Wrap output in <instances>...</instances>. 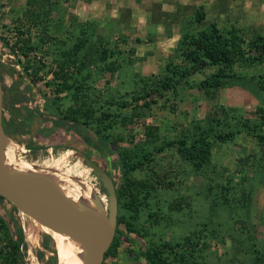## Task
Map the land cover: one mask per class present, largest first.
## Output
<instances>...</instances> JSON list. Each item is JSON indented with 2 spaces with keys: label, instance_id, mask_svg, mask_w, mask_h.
Listing matches in <instances>:
<instances>
[{
  "label": "rangeland",
  "instance_id": "obj_1",
  "mask_svg": "<svg viewBox=\"0 0 264 264\" xmlns=\"http://www.w3.org/2000/svg\"><path fill=\"white\" fill-rule=\"evenodd\" d=\"M30 1L34 2L0 0L5 115L10 120L7 106L13 96L21 94L27 99L14 103L19 117H32L24 134L9 136L21 145L18 153L22 158L41 164L49 159V149L60 152L72 148V161L92 158L111 173L118 188L127 177L121 168L119 148L139 152L143 144L153 148L191 137L207 127L212 117L221 119L223 130L242 127L247 120H263L258 107L264 108V91L256 95L239 85L221 88L209 97L202 88L182 83L177 94L168 92L159 97L151 103V109L141 101L137 118L129 124L118 120L111 131L113 138L105 145L92 126L65 120L57 112L79 106L80 100L92 107H100L111 96H123L130 102L141 91L143 77L160 75L168 61L177 60L185 27L197 32L215 21L224 32L236 26L248 38L264 35V0H36L38 7ZM39 5L51 12L48 19L45 13L38 20L26 13V9L40 11ZM198 10L206 12L205 22H195ZM26 38L29 44H39L41 38L46 42L25 56L19 46L26 43ZM80 38H89L90 48L94 44L108 45L117 52L119 48V60L115 58L122 65L114 72H104L103 64L92 66L89 61L90 68L85 71L88 81H84L85 74H77L79 62H69L67 71L75 73L70 81L74 87L89 82L80 88L84 95L79 90L74 97L70 95L71 86L60 93L56 85L46 82L58 67L59 54ZM62 40L67 46L60 44ZM213 70L208 68L190 79L199 82ZM235 70L248 80L264 83V62L251 66L238 62ZM105 109L100 108L96 116ZM61 119L65 125L58 124ZM150 157L144 168L130 173L132 178H146L157 186L149 204L141 205L143 230L138 234L129 231L126 224L117 226L118 238L104 264H150L142 253L151 242L174 244L183 242L187 235L208 256L210 264H253L255 255L251 257L249 245L264 246V144L246 131L231 141H216L210 163L201 170L183 159L177 144L154 151ZM92 173L98 193L105 196L108 205V191ZM247 190L251 195L249 207L245 202ZM128 199L121 198V214L126 212ZM20 211L0 200V216L8 223L11 235L22 242L21 264H60L54 237L30 216L23 218ZM247 225H252V233Z\"/></svg>",
  "mask_w": 264,
  "mask_h": 264
},
{
  "label": "trees",
  "instance_id": "obj_2",
  "mask_svg": "<svg viewBox=\"0 0 264 264\" xmlns=\"http://www.w3.org/2000/svg\"><path fill=\"white\" fill-rule=\"evenodd\" d=\"M30 5L38 7L36 0L32 3L30 1ZM39 8L40 11H38V9L32 11L26 9V13H31L33 20H38L41 15L45 13L48 14L46 16V19H48L51 12L49 10H43L42 5H39ZM39 12L40 15L33 17L32 13L38 14ZM205 16L206 12L204 10H198L195 22H205ZM187 29L189 28L185 27L184 33L179 40V54L177 55V60L168 61L165 71L160 75L152 74L147 78L143 77L141 80L142 83L140 84L141 91L138 92L130 102L123 96L121 98L111 96L100 107H92L93 105L87 104L86 100H80L81 104L79 106L72 107L66 112L63 110L58 111L59 117L63 115L65 120L77 123L80 122L83 126H92L95 133L100 135V141L105 145L113 138L111 131L116 128L118 120L123 124H129L137 118L136 116L139 115L137 112L139 102L143 101L146 107L150 108L152 102H157L156 100H159V97L165 96L166 93L172 92L177 94L179 90L178 87L182 83L188 84L190 87L202 88L209 97H213V93L221 88L234 85L246 88L256 95L264 91L263 82L248 80L235 70L238 62L245 63L247 66H251L257 62H264L263 34L258 33L248 38L245 36L244 32L236 26H232L227 32H224L215 21L208 23L205 28L197 32H191ZM27 39L28 38L24 40L26 43L23 46H19L25 56H29L33 50L43 47L46 42L45 39L41 38L42 40L39 44H29L30 42ZM64 43L67 44L65 40L60 41L61 45ZM17 44L18 43H16V45ZM65 44L62 46H67ZM44 50L47 52L46 49ZM120 52L119 48L117 52L116 48H110V46L105 44H94L90 48V39L80 38L72 45V48L62 52L61 56L59 54L56 59L59 69L57 67V69L53 71L52 78L46 83L49 86L56 85L57 91L60 93L65 92L66 89L71 86L69 89L70 95L76 97L79 94V90L82 91L80 88L84 89V86H87L89 82L82 84L78 83L77 86L74 87L73 82L70 81L75 77V73L67 71L69 62L71 64L79 62L77 74H85L87 79L88 76L85 71L90 68V62L92 66L103 64L102 70H104V72H114L120 69L122 64L115 58V56H118L119 60L118 54ZM67 55L69 56L67 57ZM211 67H214L215 70L209 73L205 79L199 82H194L190 79L193 75L203 73ZM28 69V65H25L24 70L28 72ZM35 77H37V75ZM84 81H88V79ZM82 92V95H84L85 92ZM87 92H89V90ZM26 99L27 97L16 94L11 99V105L7 106L12 115L9 120L4 114V125L9 136L24 134L27 121L32 118L30 114L20 118V113L14 106V103L18 102V100ZM6 100L7 95L5 93V101ZM100 108H106V111L103 110L100 112V116H96ZM46 109L49 111L48 106ZM258 111L261 113L263 120H247L242 127L237 126L238 128H235L236 126H234L223 130L220 128L221 119L212 117L207 127L204 126V129L198 133H194L191 137L183 136L177 141H167L153 148L143 144L142 150L139 152H134L128 148H119L118 151L122 159L121 168H123L124 174L127 177L122 185L117 188L119 197L118 226L120 224H126L129 231L138 234L143 230L141 226L142 222L139 220L142 215L141 205L142 203H146V205L149 204V197L152 198L151 195L155 193V188H157V186L146 178H132L130 173L142 169V167L144 168L147 162L151 160L150 156L154 151H165L168 146L170 147L177 144L179 153L183 156V159L187 160L194 169L201 170L210 163L213 145L216 141L222 143L231 141L235 138V135L242 131H246L247 133L255 135L258 140L264 144V108L259 106ZM58 124L65 125L66 123L61 119L58 120ZM107 148L108 150L110 149L109 146ZM249 191L250 190H247L245 194V202L248 207L251 204V195ZM106 193L108 194V192ZM125 196H128L129 199L124 204L126 212L121 214V198ZM0 200H4V198L0 196ZM150 215L153 216L155 214L150 213ZM247 227L252 233V225H247ZM145 231H148V229ZM117 238L118 236L116 234L110 249L106 253V257L112 253ZM197 247L192 237L187 235L183 239V242L178 241L174 244L170 243V241H165L162 244L153 241V243L151 242L148 245L147 250L142 253V256H144L150 264H210L208 256L202 253L201 248ZM248 248L250 249L251 257L255 255L253 257V264H263V244H261V247L250 244ZM175 249L179 250L176 251ZM23 257L22 242L11 235L8 223L0 216V264H21ZM139 257L140 256H137V259Z\"/></svg>",
  "mask_w": 264,
  "mask_h": 264
},
{
  "label": "water",
  "instance_id": "obj_3",
  "mask_svg": "<svg viewBox=\"0 0 264 264\" xmlns=\"http://www.w3.org/2000/svg\"><path fill=\"white\" fill-rule=\"evenodd\" d=\"M5 91L0 71V196L40 224L66 233L85 245V264H104L117 232L119 197L115 180L103 166L85 156L82 160L98 175L108 191V205L98 196L93 202L101 215L68 197L47 178L6 164L9 135L4 125Z\"/></svg>",
  "mask_w": 264,
  "mask_h": 264
},
{
  "label": "bare ground",
  "instance_id": "obj_4",
  "mask_svg": "<svg viewBox=\"0 0 264 264\" xmlns=\"http://www.w3.org/2000/svg\"><path fill=\"white\" fill-rule=\"evenodd\" d=\"M19 149H21V145L12 142L9 138L5 153L6 164L9 168L30 171L47 178L72 200L79 204H85L94 213L101 215V211L93 202V198L98 196L105 206L106 198L98 193L99 191L94 183L95 178L91 173V171L93 172L92 168L84 163L81 158L72 161L75 154L72 148L60 152L49 149V159L41 164L22 158L18 153ZM20 214L23 218L28 217L23 211ZM33 221L46 233L54 237L60 264H85L83 259L85 245L82 242L66 233L42 225L35 219Z\"/></svg>",
  "mask_w": 264,
  "mask_h": 264
}]
</instances>
